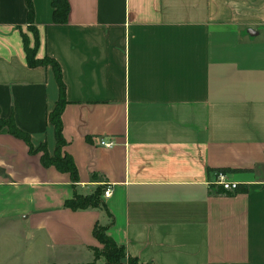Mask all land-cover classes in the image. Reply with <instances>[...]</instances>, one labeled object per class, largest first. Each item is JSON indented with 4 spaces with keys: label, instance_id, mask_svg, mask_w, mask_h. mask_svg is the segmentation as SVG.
Wrapping results in <instances>:
<instances>
[{
    "label": "crops",
    "instance_id": "0c3cea01",
    "mask_svg": "<svg viewBox=\"0 0 264 264\" xmlns=\"http://www.w3.org/2000/svg\"><path fill=\"white\" fill-rule=\"evenodd\" d=\"M67 2L61 24L32 9L77 182L0 129V264H128L95 258L94 223L139 264H264V0ZM21 32L31 46L24 0H0V117L52 154L57 83ZM220 168L239 190L212 186ZM106 186L111 223L63 205Z\"/></svg>",
    "mask_w": 264,
    "mask_h": 264
},
{
    "label": "trees",
    "instance_id": "16d2710c",
    "mask_svg": "<svg viewBox=\"0 0 264 264\" xmlns=\"http://www.w3.org/2000/svg\"><path fill=\"white\" fill-rule=\"evenodd\" d=\"M26 6V29L31 34L33 43L29 46L27 36L21 32L22 46L25 54V63L29 67L49 65L53 71L55 81L58 87V97L54 103L53 108L48 112L46 116V121L49 125L53 127L54 135V150L52 154H49L45 148L43 142L39 143L37 146H33L29 135L19 129L11 116L6 118L0 117V129L5 127L7 132L16 138L21 139L26 147L29 154H34L39 152V161L43 166L52 165L58 171L68 173L71 186L77 182V172L75 165L69 154L63 152L62 147L65 144V140L61 134V122L60 113L64 106V87L61 82L60 69L57 62L48 56H43L42 58H35V49L38 44V35L35 26L33 25V9L32 0H24ZM51 6V20L53 23L61 24L66 21V16L68 12V2L67 0H50ZM217 171L228 170L226 168L216 169ZM215 192L218 189L214 188ZM239 190L238 188L235 191ZM222 190H219V192ZM224 192V191H222ZM102 190L100 187H96L93 192L87 195H79L75 192L72 197L66 199L63 205L71 210L84 209L88 207H100L107 213L103 201L101 199ZM109 217V223H111V216ZM107 225H101L94 223L91 229V235L102 245L100 249H94L95 258L101 257L105 263H119L126 262L128 264H139L137 260L129 256L122 245L116 244L111 237H109L105 230ZM93 264V263H92ZM148 264V263H147Z\"/></svg>",
    "mask_w": 264,
    "mask_h": 264
},
{
    "label": "built area",
    "instance_id": "2783aa9c",
    "mask_svg": "<svg viewBox=\"0 0 264 264\" xmlns=\"http://www.w3.org/2000/svg\"><path fill=\"white\" fill-rule=\"evenodd\" d=\"M114 144V141L110 137H98L97 138V145L109 148ZM212 186L220 188L224 192H233L239 186V182L228 180L225 177V173L222 171H216L213 175V180L210 182ZM111 194V189L106 186L102 190V197H108Z\"/></svg>",
    "mask_w": 264,
    "mask_h": 264
},
{
    "label": "rangeland",
    "instance_id": "374dc122",
    "mask_svg": "<svg viewBox=\"0 0 264 264\" xmlns=\"http://www.w3.org/2000/svg\"><path fill=\"white\" fill-rule=\"evenodd\" d=\"M100 245H101V244H100ZM101 247H102V245H101ZM101 247H100V248H101ZM100 248H99V249H100Z\"/></svg>",
    "mask_w": 264,
    "mask_h": 264
}]
</instances>
